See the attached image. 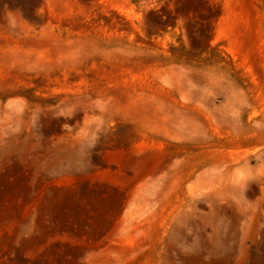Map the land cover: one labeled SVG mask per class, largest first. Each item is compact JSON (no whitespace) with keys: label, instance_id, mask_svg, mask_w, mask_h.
<instances>
[{"label":"rangeland","instance_id":"rangeland-1","mask_svg":"<svg viewBox=\"0 0 264 264\" xmlns=\"http://www.w3.org/2000/svg\"><path fill=\"white\" fill-rule=\"evenodd\" d=\"M0 264H264V0H0Z\"/></svg>","mask_w":264,"mask_h":264}]
</instances>
